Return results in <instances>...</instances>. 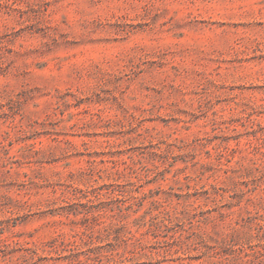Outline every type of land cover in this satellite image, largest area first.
<instances>
[{
    "label": "rangeland",
    "instance_id": "1",
    "mask_svg": "<svg viewBox=\"0 0 264 264\" xmlns=\"http://www.w3.org/2000/svg\"><path fill=\"white\" fill-rule=\"evenodd\" d=\"M0 264H264V0H0Z\"/></svg>",
    "mask_w": 264,
    "mask_h": 264
},
{
    "label": "trees",
    "instance_id": "2",
    "mask_svg": "<svg viewBox=\"0 0 264 264\" xmlns=\"http://www.w3.org/2000/svg\"><path fill=\"white\" fill-rule=\"evenodd\" d=\"M242 235H240V234H238V232L236 231V235H234V232L233 233H230L227 237H226V239H224L223 240V243H227L226 245H231L230 243L231 242H234V240H239V239H241L242 237H241ZM238 238V239H237Z\"/></svg>",
    "mask_w": 264,
    "mask_h": 264
}]
</instances>
